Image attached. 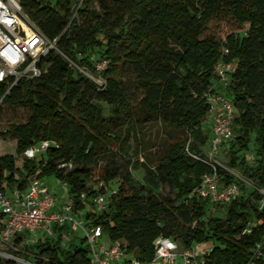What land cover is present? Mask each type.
<instances>
[{"label": "trees", "instance_id": "trees-1", "mask_svg": "<svg viewBox=\"0 0 264 264\" xmlns=\"http://www.w3.org/2000/svg\"><path fill=\"white\" fill-rule=\"evenodd\" d=\"M76 1L19 0L23 14L55 40L56 49L40 61L45 67L40 77L19 81L0 101L27 111L24 122L0 130L1 139L15 140L14 153L0 154V192L24 190L32 178L54 177L65 183L72 211L82 213L85 227L99 225L106 238L123 241L127 253L143 263L152 258L158 237L185 248L213 241L203 255L205 264L264 263V248L254 257L256 245L264 244V207H259L264 200V0H81L72 18ZM225 16L237 29L216 38L209 25ZM99 59L107 61L101 86L80 71L93 73ZM219 61L235 62L225 90L235 110L225 166H239L240 176L216 168L220 183H236L239 194L211 212L214 206L191 193L202 176L214 172L206 163L203 122ZM127 74L136 92L132 101ZM4 91L0 84V98ZM101 103L109 106V115ZM153 123L166 128L169 139L149 164H141V182L122 168L114 150H124L132 139L137 157L138 135ZM41 141L50 144L32 159L23 157L27 147ZM249 150L251 159L245 155ZM96 176L103 184L99 188L92 187ZM243 179L251 184L248 192ZM116 180L117 189L96 211L93 198ZM163 185L172 195L161 193ZM67 229L56 227L55 236L24 241L14 252L37 264H91L83 237L72 235L63 243ZM22 241L17 237L14 246ZM0 264L22 263L0 257Z\"/></svg>", "mask_w": 264, "mask_h": 264}, {"label": "built area", "instance_id": "built-area-1", "mask_svg": "<svg viewBox=\"0 0 264 264\" xmlns=\"http://www.w3.org/2000/svg\"><path fill=\"white\" fill-rule=\"evenodd\" d=\"M48 1L55 2V0ZM80 3L81 0H78L73 4L72 18L76 16ZM53 49H56L55 40L47 39L23 14L19 0H0V84L5 87L0 101L19 81L40 77L45 71L40 61ZM223 52L226 53L227 50L224 49ZM106 63L105 59H99L94 62L93 73L84 69L80 71L93 83L101 86L100 72L106 67ZM234 66V61H219L215 65L216 82L207 95L209 104L207 119L210 120L211 126L208 147L205 151L206 163L214 172L202 176L199 185L191 193L198 198L206 199L212 206L226 205L239 194L236 183L222 185L216 173L217 167L225 168L219 160L221 147L233 137L232 120L235 110L225 90ZM49 144V141H41L37 145L27 147L22 155L32 159L44 151ZM185 149L188 151L187 147ZM60 184L66 188L65 183ZM53 191L45 184L44 178H32L24 190L13 189L10 194L0 192L2 214L0 244L10 245L17 237H21L26 243H32L44 236H55L56 227L62 228L67 225L68 233L78 229L83 231L91 264H205L203 257L205 251L198 253L194 246L185 248L179 241L167 237H158L154 240L153 256L143 263L135 255L127 253L123 241L106 238L99 225L85 227L82 213L79 211L75 216L69 198L67 203L62 205L61 211L55 210L57 202ZM112 193L114 191L98 194L93 198L96 211L103 210L105 201ZM81 197L83 198L84 195L81 194ZM259 207H264V200L259 202ZM63 243L66 244L67 239ZM262 248L264 244L256 245L254 257L261 256ZM13 259L22 264H29L19 258Z\"/></svg>", "mask_w": 264, "mask_h": 264}, {"label": "rangeland", "instance_id": "rangeland-1", "mask_svg": "<svg viewBox=\"0 0 264 264\" xmlns=\"http://www.w3.org/2000/svg\"><path fill=\"white\" fill-rule=\"evenodd\" d=\"M236 24L232 22V20L225 16L220 21L212 22L209 25V32L214 35L216 38H223L227 33H231L232 31H236ZM127 89H128V96L130 101H132V98L136 96V92L134 91L132 87V77L131 75L127 74L125 77ZM102 106V112L104 115L110 114V108L104 103H101ZM27 118V111L24 108L18 107V108H10L4 104L0 105V130H3L7 127V125L11 123H21L24 122ZM167 129L161 126L159 123H153L148 125L143 131L138 135V147L139 149V155L137 157L132 156V152L134 149H136V141L129 140L124 145V150L122 149H115V159L121 163L122 168L125 170L127 169L131 176L137 180L141 181L144 176V169L142 168V163L149 164L148 158L151 157L153 153L156 151L162 150V145L164 141H168L169 137L166 133ZM206 147H208V142H206ZM15 151V140L13 139H1L0 138V154H8V153H14ZM206 151V150H205ZM226 149L225 144L221 147V152L219 154V160L220 163H222L223 166H227L228 163V155H226ZM243 153V152H242ZM253 152L249 150V152H246V156L251 159V155ZM110 156V155H108ZM107 158H103L100 160V165L105 166ZM225 166V167H226ZM227 168V167H226ZM230 172L235 174L236 176H240V167L237 166L235 168L229 169ZM44 181H48V187L52 188L54 190V194L56 196V202L61 204H66L68 201L66 188L64 186H60L59 184L52 183L53 177H45ZM94 180L98 181L96 183H92L93 188H99L101 185H103L99 180H97V176L94 178ZM243 184L245 190L248 192L249 187L251 186L250 182L243 179ZM118 186V180L110 182L108 185L105 186L107 189V192L115 191ZM262 194H264V191L260 190ZM161 193L163 195H172L170 193L169 188L166 185L162 186ZM218 206H214L211 209V212H214V210H220L218 209ZM221 211V210H220ZM221 215V214H219ZM72 235H77L78 238H82L84 236L83 231L81 229H78L74 231L73 233H66L64 239L70 238ZM24 241H22L21 244H17L14 246V242H11L10 245H3L0 244V257L5 260H12L13 258H19L21 259V255L16 254L14 251H21L23 248ZM213 241H209L208 243H203L199 245H193L196 252L200 253L202 251L208 252L213 246ZM4 255V256H3ZM10 257H7V256ZM22 260V259H21ZM29 264H37L35 261L28 262ZM25 264V263H24Z\"/></svg>", "mask_w": 264, "mask_h": 264}, {"label": "crops", "instance_id": "crops-1", "mask_svg": "<svg viewBox=\"0 0 264 264\" xmlns=\"http://www.w3.org/2000/svg\"><path fill=\"white\" fill-rule=\"evenodd\" d=\"M220 92L222 91V89L220 88V90H219ZM203 124H204V131L207 133V136H208V140H209V136H210V126H211V124H210V120L209 119H207L206 118V120L203 122ZM45 180V179H44ZM52 183H54V184H59L60 186H63V185H61L60 183H58V181L53 177V181H52ZM45 184L46 185H49L48 184V181L46 180L45 181ZM54 192V191H53ZM55 193V192H54ZM62 205L63 204H59V202L57 203V206L55 207V210H58V211H61V207H62ZM61 233H62V231H60ZM64 232V231H63Z\"/></svg>", "mask_w": 264, "mask_h": 264}]
</instances>
